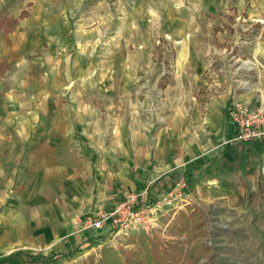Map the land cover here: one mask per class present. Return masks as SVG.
Listing matches in <instances>:
<instances>
[{
    "label": "crops",
    "instance_id": "0c3cea01",
    "mask_svg": "<svg viewBox=\"0 0 264 264\" xmlns=\"http://www.w3.org/2000/svg\"><path fill=\"white\" fill-rule=\"evenodd\" d=\"M246 2L231 5L230 15L239 21L244 13L243 22L261 25L255 38H264V0ZM54 17L29 16L0 31V262L17 250L49 256L48 264L95 255L111 233L108 225L86 229L89 214L109 211L133 193L159 198L180 173L192 192L190 205L178 210L185 214L194 203L237 205L246 196H264V141L235 139L228 113L234 98L253 107L264 103V63L262 69L255 63L264 45L252 48L251 67L237 66L235 78L226 67L207 70L204 52L199 59L185 38L180 49L186 51L175 53L173 77L164 86L176 105L169 103L171 112L154 124L145 115L120 116L134 106L98 105L103 90L111 95L114 89L90 93L85 87L101 82L100 70L104 84L117 78L122 62L114 57L99 69L79 53V40L65 35L64 24L49 25ZM166 63L164 54L151 56L145 76L159 67L162 77ZM122 65L121 79L130 83L118 95L130 96L138 78L131 61Z\"/></svg>",
    "mask_w": 264,
    "mask_h": 264
},
{
    "label": "rangeland",
    "instance_id": "374dc122",
    "mask_svg": "<svg viewBox=\"0 0 264 264\" xmlns=\"http://www.w3.org/2000/svg\"><path fill=\"white\" fill-rule=\"evenodd\" d=\"M237 1L241 0H0V31L8 33L15 23L17 25L29 16L49 18L55 15L49 25L64 24L65 35H73L79 40L81 44L76 43L79 53L93 58L99 69L106 67L107 61L114 57L122 64L131 61L129 69L138 80H133L135 91L130 96H119L130 83L121 79L123 75L118 69L124 67L122 64L117 66V78H112L109 83L104 84L102 79L106 72L100 70L101 82L87 84L85 89L90 93L105 87L109 91L114 89L115 93L111 95L103 90L98 105H131L135 111L127 115L122 112L121 117L133 113L137 119H144L145 115L155 124L162 123L173 109L166 107L169 103L174 104L164 93V86L172 80L174 64L171 61L175 53L186 51V46L180 49L182 43L192 44L199 59L204 52L206 57L203 60L210 62L206 69L226 67L229 75L234 72L237 78L240 73L237 66L245 70L251 67L252 48L264 45V38H255L261 25L251 26L250 21L243 22L244 13L241 12L239 21L233 19L238 15H230L233 12L231 5ZM13 20L17 21L14 25ZM188 21H192L194 29ZM219 23L224 28L219 30ZM182 38L183 41L176 42ZM206 53L211 54V59ZM159 54H164L168 60L162 77H157L159 67L145 76L143 70L150 68V57ZM258 60L256 66L262 69L264 55ZM210 79L208 74L205 80ZM205 203L193 204L191 222L185 219L191 211L185 214V218L166 211L157 217L153 230L134 229L120 239L111 235L107 245L121 250L123 259L127 256L139 258L142 264H147L145 254L140 244H136V238H144L148 245L155 247L165 264H264V196H246L237 205L219 206L212 200ZM173 216L170 223L169 218ZM99 250L93 255L94 264L100 258ZM48 258L17 250L15 255L5 257L0 264L5 261L6 264H48Z\"/></svg>",
    "mask_w": 264,
    "mask_h": 264
},
{
    "label": "built area",
    "instance_id": "2783aa9c",
    "mask_svg": "<svg viewBox=\"0 0 264 264\" xmlns=\"http://www.w3.org/2000/svg\"><path fill=\"white\" fill-rule=\"evenodd\" d=\"M231 126L236 130L235 139L242 142L264 141V103L257 106L234 98L228 106ZM159 198L151 194L133 193L113 205L109 211L97 210L89 214L84 223L86 229L101 230L108 225L109 233L120 239L134 229L149 232L156 226V220L163 212L172 214L187 206L191 191L187 174L180 173Z\"/></svg>",
    "mask_w": 264,
    "mask_h": 264
},
{
    "label": "trees",
    "instance_id": "16d2710c",
    "mask_svg": "<svg viewBox=\"0 0 264 264\" xmlns=\"http://www.w3.org/2000/svg\"><path fill=\"white\" fill-rule=\"evenodd\" d=\"M23 17V16H22ZM17 22L16 20H13L12 23ZM16 26V23L15 25ZM262 179L264 181V175L262 176ZM179 216L182 218H185V212L179 211ZM194 214L193 211L190 212V214L185 218L186 220L192 221V217ZM136 244H140V249H142L143 254H145V262L147 264H165L163 256L159 254L157 249L155 247L150 246L146 243L144 238H141L138 240L137 238ZM100 258L97 260L95 264H142L141 260L139 258H129L127 256L125 259L122 258L121 250H116L114 247L111 246H105V248H102L100 250ZM124 260V261H123ZM79 264H94V256H88L85 260L81 261Z\"/></svg>",
    "mask_w": 264,
    "mask_h": 264
}]
</instances>
